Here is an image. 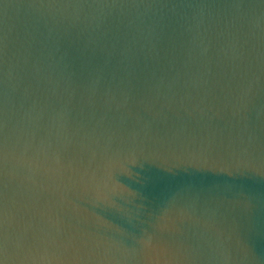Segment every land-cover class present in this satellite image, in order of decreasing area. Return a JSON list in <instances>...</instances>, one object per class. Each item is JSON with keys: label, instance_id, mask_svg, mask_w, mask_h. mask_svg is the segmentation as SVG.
Returning a JSON list of instances; mask_svg holds the SVG:
<instances>
[{"label": "water", "instance_id": "water-1", "mask_svg": "<svg viewBox=\"0 0 264 264\" xmlns=\"http://www.w3.org/2000/svg\"><path fill=\"white\" fill-rule=\"evenodd\" d=\"M0 264H264V0H0Z\"/></svg>", "mask_w": 264, "mask_h": 264}]
</instances>
